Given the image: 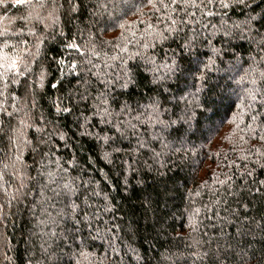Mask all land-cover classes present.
<instances>
[{
    "label": "trees",
    "instance_id": "trees-1",
    "mask_svg": "<svg viewBox=\"0 0 264 264\" xmlns=\"http://www.w3.org/2000/svg\"><path fill=\"white\" fill-rule=\"evenodd\" d=\"M33 3H36V0H33ZM47 3L51 4L52 0H47ZM58 3L63 7L57 12L56 24L45 32L48 39L42 45L43 51L49 56L61 48V41L72 39L73 33L76 39L80 40L78 29L99 18L90 15V11L95 10L96 0H80L82 7L75 13L68 12L66 0H58ZM246 4L247 7L237 5L227 10L229 22L242 20L249 15L256 17L259 22L255 24L253 36L259 39L257 33L264 34L262 26L264 0H246ZM30 11L32 9L26 7H11V10L4 8L0 9V16L5 12L10 17L26 16ZM188 11L196 13V16L190 18L193 20L202 15L197 9ZM36 12L41 16L46 15L42 9H36ZM151 15L149 13L150 17ZM183 15L184 13H180V16ZM173 16H176V13H173ZM219 22V17H206L201 21L209 28L211 24ZM24 23L25 21L16 19L12 25L0 22V27L7 26L12 31L19 29ZM165 23L170 21L165 20ZM30 26L40 31L44 30V25L38 23L35 18L32 19ZM103 27V24L97 25L95 34L108 43L97 48L99 57H92L94 63L100 64V68L93 71L107 72L109 73L107 79L115 80V73L119 71V61H108L107 58L117 55H125L126 58L127 54L119 52L125 40H132V43L127 45L129 52L136 51L137 41L143 40L139 35L143 25L133 19L128 25V32L116 29L115 35L111 28L104 34ZM199 27V24L187 26L188 29ZM59 30L64 33L62 37ZM26 31L27 29L25 33ZM131 31L137 32L135 39L130 35ZM184 35L182 32L181 36ZM122 36L125 39H121ZM210 40L217 48H228L230 54L235 52L244 68H247L245 62L250 61L251 57L259 60L260 52L252 40L240 39L237 36L228 44H224L222 36L212 37L207 31L201 32V44L197 51L209 53ZM80 42L83 43L82 40ZM97 43L99 44V41ZM176 43H183V40L169 41L159 51L150 49L149 52L158 56L159 63L163 59L164 49L176 48ZM230 58V55L224 57L225 60ZM105 62L109 63L110 67L105 68ZM128 63L138 65L136 85L126 89L114 88L111 92L116 101L113 107L117 111L124 103L134 109L127 115L119 117L121 120L130 119L132 123H137L133 118L138 113L143 112L147 116L148 109L143 106L150 103V98L156 96L157 91L161 93L162 106H169L164 105L163 101L179 94L180 88L194 90V85L189 87L192 85L191 79L186 80L183 85L166 81L164 86L168 87L169 91L164 95V87L157 90L152 84L153 74L145 70L143 61L137 58ZM48 71L52 82H58L57 77L63 79L66 94V88L71 87L68 85V80L72 79L71 74L67 70L61 73L55 66ZM218 75L215 71L210 72L209 83H215ZM91 79L93 83L89 91L93 97L98 91H106L105 77H101L99 81L95 77ZM224 83L225 81H220V84ZM12 87L14 95L24 96L25 89L22 85ZM233 89L236 94H240V87L229 83L228 89L218 98L215 114L212 115L209 111L201 117L204 134L202 138L194 139L193 143L197 147L203 144L202 150L189 152L186 156L183 152L173 155L165 150V153L156 160H153L150 152L141 150L134 154L137 158L132 165L134 171L129 170L123 163L124 160L132 162V157L127 152L135 143V137L131 133L127 139L117 140L114 146L120 147L123 151L114 153L110 163L103 156L104 150L111 151L110 148H102L103 142H98L93 137L79 135V127L73 123L75 116L65 120L63 117L66 114L56 113L52 100L59 93L51 89L50 85L37 89L36 107L32 109L35 125L41 126L43 121H51L58 123L67 131L69 140L56 145V155L51 159L59 158L61 164L68 169L69 175L76 178L78 187L75 194L47 199L52 196L48 189L42 187L47 181L43 177L28 179L29 176L36 177L40 171L33 163L34 160L39 162L40 158L30 151L23 154L22 161L27 168L19 178L11 168L4 171V164L10 161L5 149L11 148V158H14L16 152L15 146L9 145L5 139L3 147L0 148V264H50L47 256L52 253L62 255L59 249L68 253L62 255L61 264H70L71 252L77 250L80 245L79 240L73 242L70 238L65 239L73 228L78 229L76 235L86 241V250L95 254L90 258L89 264H193L188 253L206 251L209 244L215 251L217 242L225 247L232 246L228 254L220 256L223 264H264V231L261 230L264 229V187L260 184V181H264V169L257 168L252 177L242 179L241 169L235 164L231 168L228 167L236 157L234 147L248 148L255 145L256 148H260L264 141L258 142L257 135L246 136L248 144L239 142L237 125L232 123V117L237 111L233 103L236 100V96L232 94ZM216 91H221L219 86ZM91 103L92 100L81 102L78 111ZM176 111L179 113L180 108ZM208 116L211 119H207ZM90 122L94 126L90 127L89 131L113 135L114 129L100 125L98 118L95 121L90 118ZM12 123L16 124L17 121ZM145 128L146 125L138 124L140 131L143 132ZM36 135L32 128L28 129L30 139L34 140ZM153 147L155 151H160L158 143ZM72 160H75V167L68 164ZM249 167L251 169L252 166ZM54 169L55 164H52L49 170ZM225 174L232 179L224 184L218 183L217 181L225 180ZM22 181L25 187L21 189ZM49 187L55 189L56 185L52 184ZM18 189L21 194L12 199ZM256 189L260 191L257 192ZM93 192H98L99 195ZM229 192L232 195H229ZM72 204L78 206V214L71 213ZM197 209L199 213L194 215ZM65 213H71L75 219L88 213L92 221L91 226L86 222L74 224L73 219ZM190 216L194 219L192 227L189 226ZM253 221L260 222L261 227L257 228ZM97 229L100 230L99 233ZM221 232L224 234L223 237L220 235ZM197 241L204 243L197 247ZM113 248L116 249L115 252L112 251ZM179 252H184L185 257L174 262L165 260L166 256ZM199 264H212V261L205 260Z\"/></svg>",
    "mask_w": 264,
    "mask_h": 264
},
{
    "label": "snow or ice",
    "instance_id": "snow-or-ice-1",
    "mask_svg": "<svg viewBox=\"0 0 264 264\" xmlns=\"http://www.w3.org/2000/svg\"><path fill=\"white\" fill-rule=\"evenodd\" d=\"M69 13H75L78 8L82 7L80 0H66ZM243 5L247 7L246 0H96L95 10L90 11V15L94 18L89 21L84 28L78 29L80 32V40L76 39L73 33L72 39L61 41V48L48 55L43 51L42 45L45 44L48 37L45 35L57 22V12L63 7L58 0H52L51 4L47 0H0V9L11 7H26L32 9L28 15L20 17H10L7 12L0 16V22L5 25H12L13 21L20 19L25 23L19 28L10 31L9 27H0V148L7 139L8 144L15 146L16 152L14 158H11V148H6L5 152L10 157V161L4 164V171L9 168L19 178L24 169L27 168L22 161L23 154L26 151L32 152L38 156L39 162L33 163L40 169L36 177L29 176L28 179H39L43 177L47 183L42 187L48 189L52 193V199L60 195L75 194L77 190L76 178L71 177L68 169L64 167L59 158L52 160L51 157L56 155V145L69 140L67 131L63 130L58 123L51 121H43L41 126H36L33 118L32 109L36 107L35 99L37 89L50 85L51 89L56 90L59 95L52 100V106L57 114H66L63 119L75 116L73 123L79 127V135L95 138L98 142L102 141V148H110L111 151L104 150V159L110 163L114 153L123 151L120 147L114 146L117 140L127 139L129 134L135 137V143L127 150L128 155L132 157V162L124 160L129 170L134 171L132 165L136 162L135 153L146 150L151 153L153 160L160 158L165 150L173 155L183 152L185 156L189 152L202 150L204 145L198 147L193 140L202 138L204 128L201 124V117L206 112L211 111L215 114L218 107V98L222 97L223 92L228 89L229 83L240 87V94H232L236 96L233 101L237 111L232 117V123L237 125L238 139L241 144H248L246 136H259V141H264V34H259V39L253 36L257 19L253 16H246L242 20L230 21L228 9L233 6ZM11 6V7H9ZM36 9L45 10L46 15L41 16ZM188 9H197L202 15L195 20L190 19L196 16L195 12ZM151 13V17L149 16ZM176 13V16H173ZM180 13H184L180 16ZM143 17V18H141ZM154 17V22H153ZM206 17H219V24H211L210 28L201 23ZM35 18L38 23L44 25V30L40 31L31 25L32 19ZM135 19L143 27L139 30V35L143 40L137 41V50L129 52L128 44L132 40H125V44L121 45L119 52L125 55H117L108 57V61H119V71L115 73V80L107 79L109 73L101 71H93L99 69L100 64L94 63L92 57H99L97 51L99 45L108 42L101 39L95 33L96 26L103 24L104 34L108 33V29H120L128 32V25L131 20ZM165 20L170 23H165ZM50 21V22H49ZM189 24H199V29H188ZM160 25V26H158ZM264 26V25H262ZM25 29H27L25 33ZM202 31H207L210 36L218 35L223 37V43L236 38L250 39L254 42L260 52L259 60L251 57L247 61V68L239 62V58L235 52L231 54L228 48H217L211 40L208 43L209 53L197 51L200 47V36ZM185 33L181 36V33ZM59 35H64L59 30ZM130 35L135 39L136 31H131ZM28 37V38H25ZM15 38V39H14ZM121 39H125L123 36ZM182 39L183 43H176V48L164 49L163 59L157 63L158 56L149 52L150 49L159 51L163 45L169 41L176 42ZM99 41V44L97 43ZM70 51H65V50ZM231 56L225 60L224 57ZM207 57L205 60L204 57ZM64 57H68L65 59ZM139 59L143 61L145 70L151 72L152 84L157 90L164 87V95H167L169 89L164 86L166 81H173L183 85L188 79H191L194 90L189 91L184 88L178 90L179 94L168 97L163 101L162 106L161 93L157 91V95L150 98V103L144 105L148 109V115L143 112L138 113L135 119L137 123H132L130 119H119L121 116L134 111L126 103L120 105L117 111L113 105L115 100L111 95L114 88L126 89L137 83L136 77L139 75L138 65H131L128 61ZM56 67L58 71L64 73L67 70L71 74L72 79L68 80L66 88L61 77H57L58 82H52L49 79L51 67ZM110 64L105 62V68ZM243 69V71H241ZM215 71L217 76L215 83H209V73ZM95 77L97 81L104 79V88L106 91H98L95 97L92 96L89 88ZM225 81L220 84V81ZM75 81V83H73ZM22 85L25 89L23 97L14 95L12 86ZM217 86L221 91L217 92ZM29 89L31 91H29ZM10 98V103H9ZM50 99H52L50 97ZM31 100V103L29 101ZM92 100L83 110H79L81 102ZM182 105V107H180ZM177 108H180L177 113ZM7 118V119H6ZM97 120L100 125H104L109 129H114L113 135L109 136L106 132L101 135L100 132H91L89 128L94 126L90 122ZM207 119H211L210 116ZM12 121H17L13 124ZM139 125H146L144 131L138 129ZM32 128L37 134L36 137L30 139L28 137V129ZM145 132L147 136H145ZM117 134H119L117 136ZM169 137H173L169 139ZM160 145V151H155V144ZM233 151L236 157L233 159L229 168L233 164L242 170L241 178L252 177L257 168L264 169V143L260 148L251 145L248 148L234 147ZM255 157V158H253ZM240 161L242 163H237ZM55 164L54 170H49L51 165ZM70 167H75V160L68 162ZM251 165V169L249 167ZM232 177L225 174V180L217 181L224 184L231 180ZM127 181V178H125ZM139 182V181H138ZM90 183V182H88ZM255 183V181H253ZM55 184L56 188H50L49 185ZM264 187V181H260ZM23 181L20 188H24ZM252 191V189H249ZM255 191L259 192L260 189ZM19 189L12 199H16L20 195ZM99 195L98 192H93ZM232 195L231 192L228 193ZM7 195V193H6ZM243 195V192H241ZM86 203V202H85ZM107 210V205L105 206ZM78 206L71 205V213H77ZM71 213H65L73 219V223H88L91 226L92 221L89 214L85 213L83 217L75 219ZM199 213V209L195 210V214ZM7 215V213H4ZM250 219V218H249ZM256 227L260 228V222H255ZM194 224L193 217L189 218V226ZM243 227V225H241ZM264 231V229H261ZM78 229L73 228L65 239L80 241L79 248L71 252L70 264H89L90 258L95 254L86 250V241L80 238L76 233ZM97 229V233H99ZM223 237V232H221ZM95 238V237H93ZM102 238V237H101ZM203 241H197L196 246L201 247ZM231 245H225L217 242L215 251L209 244L206 251H192L187 255L192 259L193 264H199L205 260H211L212 264H223L220 260L221 255H226L231 250ZM116 251L115 248L112 249ZM62 255H67L63 249H59ZM62 255L52 253L47 256L50 264H61ZM184 252L170 254L165 257L166 261H176L185 257ZM105 259H108L105 257Z\"/></svg>",
    "mask_w": 264,
    "mask_h": 264
},
{
    "label": "clouds",
    "instance_id": "clouds-1",
    "mask_svg": "<svg viewBox=\"0 0 264 264\" xmlns=\"http://www.w3.org/2000/svg\"><path fill=\"white\" fill-rule=\"evenodd\" d=\"M256 18V17H255Z\"/></svg>",
    "mask_w": 264,
    "mask_h": 264
}]
</instances>
